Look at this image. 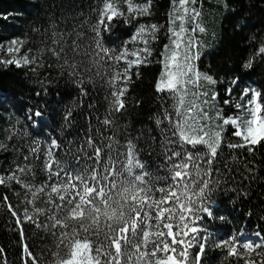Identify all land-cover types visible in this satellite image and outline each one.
Here are the masks:
<instances>
[{
	"label": "snow or ice",
	"instance_id": "obj_1",
	"mask_svg": "<svg viewBox=\"0 0 264 264\" xmlns=\"http://www.w3.org/2000/svg\"><path fill=\"white\" fill-rule=\"evenodd\" d=\"M196 3L197 0H172L169 43L159 61L162 71L155 91L171 102V109L162 105L163 111L155 119L162 137V141L159 137L156 140L162 150L159 167L166 172L164 176L149 170L137 141L128 138L121 144L115 132L106 138V143L87 135L74 152L72 148L66 150L67 162L58 159L62 145L57 138L46 141L47 147L32 141L22 157L24 163L0 174V185L14 182L30 195L26 203L31 210L24 209L23 220L8 197H3L9 212L17 218V226L29 222L55 238L52 264H204L209 237L202 235L207 230L201 222L213 217L210 203L221 186L222 150L246 149L254 154L264 147V91L244 87L240 89V102L233 105L231 97L240 77L225 80L223 104L233 108L235 114L215 111L213 115L212 102L217 101L219 92L209 95L204 83L215 85L217 81L195 66L199 58L196 33L206 31ZM152 4L153 0H101L94 9L98 19L90 25L93 36L87 45L82 31L74 30L72 38V34L59 30L55 21H50L48 28L35 29L41 33L35 54H29L32 49L21 52L25 43L21 39H13L6 46L0 44V65L39 74V69L53 66L44 63L45 56L50 55L61 75L73 78L82 95H87L83 87L86 83H101L108 90V108L100 122L106 129H113L126 110L133 75L139 78V69L151 63L152 45L158 40L160 26L139 24L119 50L105 46L102 32L110 31L115 20L131 24L150 16ZM129 44L139 46L130 48ZM256 56L264 58V41L242 67L252 69ZM70 116L68 112L65 121ZM26 119L39 127L44 122V112L40 107L29 108ZM226 130L240 142H226ZM16 135L13 127L7 140L12 141ZM9 146L0 142V151H7ZM33 160H42L41 170L46 174L38 185L22 179L35 174ZM241 162L251 173L247 167L250 162ZM223 166L229 171L233 168L227 162ZM37 201L45 207L38 206ZM41 216L45 219L41 220ZM23 235L21 227L22 239ZM253 235L256 240L245 239L243 231L238 230L215 240V247L223 253L221 264H264V230ZM23 251L25 264L29 260L38 264L27 244Z\"/></svg>",
	"mask_w": 264,
	"mask_h": 264
},
{
	"label": "trees",
	"instance_id": "obj_2",
	"mask_svg": "<svg viewBox=\"0 0 264 264\" xmlns=\"http://www.w3.org/2000/svg\"><path fill=\"white\" fill-rule=\"evenodd\" d=\"M136 2L144 3V0ZM100 3L101 0H0V44L6 46L13 39H21L25 42L21 52L32 49L29 54H35L41 35L35 29H46L50 21H55L58 29L72 34V38H75V32L82 31L87 36L84 40L87 45L93 36L90 25L98 19L94 9ZM195 7L201 12L200 22L206 29L204 33H196L199 58L195 60V66L217 81L215 85L204 83L209 95L219 92L217 101L212 102L215 105L213 115L215 111L231 115L223 104L225 80L239 76L237 88L253 87L264 91V58L256 56L252 69L242 67L254 57L260 42L264 41V0H197ZM171 10L172 0H153L150 16L131 24L115 20L110 31L102 32L105 46L119 50L131 39L139 24L160 26L158 40L152 45L151 63L139 69V78L133 75L126 94V110L113 129H106L100 122L107 115L108 108V90L101 83H86L83 87L87 95H82L73 78L61 75L50 55L45 56L44 63L53 66L39 69V74L27 68L0 65V142L10 145L7 151H0V174L14 170L17 163H24L22 157L27 154L32 141L38 140L47 147L46 141L57 138L62 145L58 159L67 162L69 154L66 150L72 148L74 152L87 135H92L99 143H106V138L115 132L121 144L128 138L137 141L141 158L150 166L149 170L153 175L164 176L166 172L159 167L162 150L156 140L159 137L162 141V137L155 119L163 111L162 105L171 109V102L163 94L156 93L155 83L162 71L161 53L169 43L168 14ZM138 46L128 45L130 48ZM35 107L44 112V122L39 127L26 119L27 110ZM68 112L71 116L65 121ZM13 127L17 135L8 141L7 135ZM225 141L240 142L227 130ZM233 156L238 158L232 159ZM221 160V186L213 193L210 203L213 217L201 222L207 230L202 235L209 237L204 264H221L223 253L214 243L218 238L242 230L243 238L256 240L253 233L264 230V147L258 148L254 154L246 149L224 147ZM241 161L250 162L247 167L252 169L251 173L245 170ZM223 162L231 163L233 168L230 171L225 169ZM72 163L74 165L75 161ZM33 166L35 174L24 175L22 179L33 185L43 183L46 174L41 170L42 160H33ZM4 196L8 197L21 220L24 209L31 210L26 203L30 195L24 188L14 182L0 185V249H3L0 264H25V244L38 264H52L55 238L29 222L17 226V218L3 202ZM37 204L45 207L39 201ZM40 219L45 218L41 216ZM28 264H31L30 260Z\"/></svg>",
	"mask_w": 264,
	"mask_h": 264
},
{
	"label": "rangeland",
	"instance_id": "obj_3",
	"mask_svg": "<svg viewBox=\"0 0 264 264\" xmlns=\"http://www.w3.org/2000/svg\"><path fill=\"white\" fill-rule=\"evenodd\" d=\"M240 89L242 88H237L234 92V94L232 95L231 97V103L234 105L235 103H239L240 100H239V93H240ZM224 99L226 98L225 97V94L223 95ZM226 108H227V111L230 112L231 115H234L235 114V110L233 108H230L228 105H225Z\"/></svg>",
	"mask_w": 264,
	"mask_h": 264
}]
</instances>
